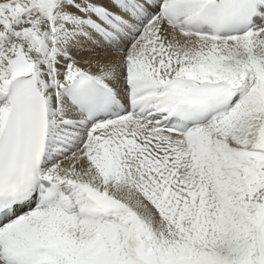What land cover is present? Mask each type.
Masks as SVG:
<instances>
[{"label": "snow or ice", "instance_id": "obj_1", "mask_svg": "<svg viewBox=\"0 0 264 264\" xmlns=\"http://www.w3.org/2000/svg\"><path fill=\"white\" fill-rule=\"evenodd\" d=\"M0 264H264V0H0Z\"/></svg>", "mask_w": 264, "mask_h": 264}]
</instances>
